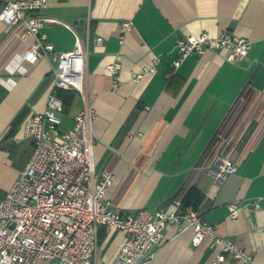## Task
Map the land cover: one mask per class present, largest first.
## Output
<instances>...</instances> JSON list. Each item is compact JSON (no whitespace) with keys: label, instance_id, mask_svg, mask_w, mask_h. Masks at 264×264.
Listing matches in <instances>:
<instances>
[{"label":"crops","instance_id":"crops-1","mask_svg":"<svg viewBox=\"0 0 264 264\" xmlns=\"http://www.w3.org/2000/svg\"><path fill=\"white\" fill-rule=\"evenodd\" d=\"M38 13L69 25L42 26L55 52L72 50L76 36L86 49L93 169L113 174L105 194L110 205L123 214L153 211L194 186L202 193L196 208L216 232L248 251L252 264H264V0H46ZM123 21L131 28L120 42ZM24 31L22 22L0 21V80L15 81L11 92L0 86V198L31 154L27 117L42 112L54 93L63 101L60 132L84 105L77 91L52 88L51 56L22 63L24 72L15 63V72L7 70L23 51ZM221 31L250 42L240 62L214 49L185 57L168 74L177 38ZM156 59L153 72L134 80ZM114 62L120 67L112 75L107 66ZM218 154L237 164L220 181L207 171ZM230 204L241 206L235 218ZM163 232L154 257L140 264H210L215 257L208 241L193 245L188 230ZM122 241L121 230L100 225L93 263L111 264ZM220 264L241 262L227 255Z\"/></svg>","mask_w":264,"mask_h":264},{"label":"built area","instance_id":"built-area-1","mask_svg":"<svg viewBox=\"0 0 264 264\" xmlns=\"http://www.w3.org/2000/svg\"><path fill=\"white\" fill-rule=\"evenodd\" d=\"M46 0H0V21L6 26L22 22V63L30 66L42 58L54 61L52 88L75 90L84 105L73 117V124L60 132L61 119L56 113L63 101L49 93L45 109L32 113L23 126V135L29 137L33 147L25 165L10 187L0 198V264H34L37 260L54 261L56 264H94L97 229L105 225L123 232L111 264H140L154 257L164 241V228L173 226L179 232L192 233L193 245L208 241L217 250L210 264H220L228 255L241 264H252L248 251L236 241L220 236L203 214L190 205L183 206L180 197H174L169 207L149 210L138 208L134 213H121L112 207L105 194L112 182L111 171L94 173V155L89 135L92 110L86 90V49L76 36L69 51L55 52L46 35L41 31L48 23H67L46 17L38 11ZM131 28V21L120 25L123 35ZM101 42V37L96 38ZM250 42L232 32L221 31L215 36L188 34L175 40L176 58L168 74L189 55H203L214 49H225V58L240 62L247 54ZM36 56L35 63L26 57ZM158 59L134 76L138 80L144 72H153ZM118 62L107 66L115 75ZM237 164L225 154L216 155L208 173L216 181L236 172ZM253 207H258L257 203ZM241 206L229 205V216L237 217Z\"/></svg>","mask_w":264,"mask_h":264},{"label":"clouds","instance_id":"clouds-1","mask_svg":"<svg viewBox=\"0 0 264 264\" xmlns=\"http://www.w3.org/2000/svg\"><path fill=\"white\" fill-rule=\"evenodd\" d=\"M25 59V57H21L19 54L16 55L12 61H10L9 66L7 68L8 71L10 72H15L16 69H13L11 67L12 63L16 64V67L19 69V71L24 72L26 71V69H24L21 65L23 60ZM26 59H28L29 61H31L32 63H35L36 61V56L32 53H29L28 56L26 57ZM0 86L5 87V89L9 92H11L13 90V88L15 87V81L13 80H8L7 82H5L4 80H0Z\"/></svg>","mask_w":264,"mask_h":264},{"label":"trees","instance_id":"trees-1","mask_svg":"<svg viewBox=\"0 0 264 264\" xmlns=\"http://www.w3.org/2000/svg\"><path fill=\"white\" fill-rule=\"evenodd\" d=\"M177 197L176 195H173L172 198ZM202 197V193L194 186H190L184 195L181 197V202L183 206L190 205L192 207H197V204L199 203L200 199Z\"/></svg>","mask_w":264,"mask_h":264},{"label":"rangeland","instance_id":"rangeland-1","mask_svg":"<svg viewBox=\"0 0 264 264\" xmlns=\"http://www.w3.org/2000/svg\"><path fill=\"white\" fill-rule=\"evenodd\" d=\"M56 113L58 114V111H56ZM54 262H52L51 264H53Z\"/></svg>","mask_w":264,"mask_h":264}]
</instances>
